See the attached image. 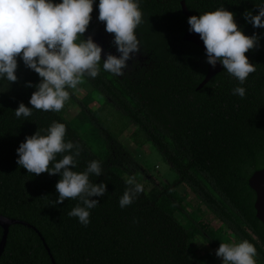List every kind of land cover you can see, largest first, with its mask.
<instances>
[{
    "label": "trees",
    "instance_id": "obj_1",
    "mask_svg": "<svg viewBox=\"0 0 264 264\" xmlns=\"http://www.w3.org/2000/svg\"><path fill=\"white\" fill-rule=\"evenodd\" d=\"M185 1L195 8L192 16L221 7L233 12L238 29L258 37L254 48L245 53L256 70L243 85L222 66L196 90L206 74L207 59L198 46L182 40L187 18L174 12L173 5L168 19L160 15L163 28L155 29L153 40L144 43L153 53V64L138 76L119 77L104 71L101 63L95 79L85 78L104 102L92 110L91 96L77 98L79 111L72 120L63 116L65 105L60 112L32 108L29 100L41 78L20 57L16 82L0 77V214L34 226L56 264H215L209 257H197L189 247L201 229L190 221L186 193L178 190L181 185L239 241L254 244L256 264H264V226L256 216L255 193L248 185L252 173L264 167V28H254L245 19L246 13L249 20L256 15L264 0ZM238 86L246 89L243 98L233 94ZM20 103L32 109L31 116H15ZM108 106L118 113L123 127H136L131 134L135 144L149 142L162 155L176 173L175 179L135 193L137 180H149V175L119 140L123 129L114 133L101 120L99 114ZM53 121L66 125L64 142H71L73 148L56 154L50 170L65 155L73 156L75 166L68 167L75 172L86 171L93 160L102 162L99 175L89 173V183L103 184L105 191L84 196L97 202L88 209L87 226L68 215L78 205L85 207L82 198L57 202L55 185L64 169L35 175L16 163V150L25 138L37 132L47 135ZM86 124L99 137V150H92L82 138L79 126ZM129 177H135L131 185L126 183ZM126 190L133 202L121 208L119 200ZM176 212L187 222H180ZM202 234L217 250L219 245ZM0 264L51 261L38 235L15 224L9 227Z\"/></svg>",
    "mask_w": 264,
    "mask_h": 264
},
{
    "label": "clouds",
    "instance_id": "obj_2",
    "mask_svg": "<svg viewBox=\"0 0 264 264\" xmlns=\"http://www.w3.org/2000/svg\"><path fill=\"white\" fill-rule=\"evenodd\" d=\"M94 0H0V77L16 82L17 58L41 78L37 90L31 94L32 108L45 112H60L71 98L66 88L76 89L84 82V77L95 79L100 73L101 47L91 37L81 40L92 19ZM234 13L217 8L202 15L190 16V31L199 34L203 41L208 60L215 66L217 60L229 75L243 85L256 68L248 60L246 52L253 49L258 37L246 36L238 29ZM245 14L254 28H264V7L256 15ZM98 20L104 22L105 31L114 34V43L121 53L119 58L109 54L103 62V70L121 76V69L131 52L138 51L140 43L135 30L143 23V12L139 0H99ZM26 86L31 87V84ZM244 87H236L233 94L245 96ZM32 109L23 103L15 109V116L29 117ZM67 127L64 123L53 121L47 135L39 132L26 137L16 150V163L28 173L39 175L45 172L55 174L64 169L62 178L55 187L59 193L57 202L65 199H83L85 207H74L68 215L77 217L87 226L90 212L97 206L96 201L84 196L102 195L103 184L89 183V173L99 175L101 161L93 160L84 172L69 170L75 166L72 155H65L50 170L49 164L56 154L73 148L71 142L65 143ZM79 155V153H76ZM135 177H129L127 184H133ZM143 185L135 184V193H142ZM133 197L128 190L119 200L124 208L132 204ZM216 255L222 257L223 264H256L257 250L248 240L238 243H220Z\"/></svg>",
    "mask_w": 264,
    "mask_h": 264
},
{
    "label": "rangeland",
    "instance_id": "obj_3",
    "mask_svg": "<svg viewBox=\"0 0 264 264\" xmlns=\"http://www.w3.org/2000/svg\"><path fill=\"white\" fill-rule=\"evenodd\" d=\"M142 50L144 53H149L151 57L149 61L143 62L141 70L151 66L155 59L153 53L148 47L144 45ZM135 63L138 64V62H134V64ZM66 90L69 91L71 96V98L65 103V110L63 112V116L67 120H72L75 114L79 111V107L76 103L77 98H83L86 97V95L91 96L92 101L90 102L89 107L92 110L96 109L104 102V97L93 89L91 83L85 77L84 82L78 85L76 89L66 88ZM99 115L104 124L107 125L112 132L118 133L123 129L119 134V140L127 146L134 156L145 166L149 175V180L143 178L137 180L139 184L143 185L145 191H149L153 185L164 184L165 182L175 179L176 173L149 142H146L144 145H137L134 143L131 134L136 127L133 124L123 127V125H121V118L118 117L119 115L116 111L112 110L111 106H108ZM79 132L92 150L96 151V149L99 150L98 148H102L101 141L98 140L99 137L93 134L89 125L86 124L79 126ZM178 190L186 193L187 198L185 201V209L188 212L190 221L201 229V232L194 235L189 242L191 251L197 257H209L212 261H215V264H223L222 257L216 255V249L208 243V239L203 236L202 233L207 234V236H209L217 245H220V243H238L240 241L221 221L213 216V214L200 202L188 187L181 185L178 187ZM175 216L180 222H187V220L179 213L176 212ZM226 238L228 240H226Z\"/></svg>",
    "mask_w": 264,
    "mask_h": 264
},
{
    "label": "flooded vegetation",
    "instance_id": "obj_4",
    "mask_svg": "<svg viewBox=\"0 0 264 264\" xmlns=\"http://www.w3.org/2000/svg\"><path fill=\"white\" fill-rule=\"evenodd\" d=\"M181 1H184L187 10L192 15L195 8L191 9L185 0H139L140 8L143 12V23L135 30L136 37L140 42L138 44V51L129 54V59L125 61V66L121 69L123 75L119 77L138 76L140 74L143 62L149 61L151 57L149 53H144L142 50L144 43L153 40L155 29L163 28L160 15L166 14V19H168L167 16L172 12V5L175 6L174 12L182 13ZM176 2H179L178 7ZM192 2L198 1L194 0ZM98 4L99 0H94L93 11L91 13L92 19L86 32L83 34V38L86 40L91 37L93 42L101 47V63L103 64L109 54L119 58L121 53L117 50V46L114 43V34L107 33L104 22L98 20ZM188 25L187 18V22H184L183 26L187 28ZM167 26H169L168 23L166 24ZM134 62H138V64H134Z\"/></svg>",
    "mask_w": 264,
    "mask_h": 264
},
{
    "label": "water",
    "instance_id": "obj_5",
    "mask_svg": "<svg viewBox=\"0 0 264 264\" xmlns=\"http://www.w3.org/2000/svg\"><path fill=\"white\" fill-rule=\"evenodd\" d=\"M181 6H182V13L184 16H186L187 18L192 16L190 12L187 10L184 1H181ZM182 40L191 42L195 44L196 46H198L203 51L206 59L208 60L203 41L200 39L199 34L190 31V25H188L186 31L182 35ZM221 69H222V64L220 63L219 60H217L215 66L207 62L206 74L204 78L200 81L198 86L196 87V90L201 89L214 75L219 73ZM248 185L255 193L254 208L256 211V216L262 222L264 226V167L252 173V175L248 178ZM15 224L31 228L38 235L40 241L42 242L43 247L50 258L51 264H56L52 257L49 247L44 241V238L41 236V234L38 232V230L34 226H32L31 224L23 220L9 218L2 214H0V228L2 229V235L0 238V256L6 244V238H7L9 227Z\"/></svg>",
    "mask_w": 264,
    "mask_h": 264
}]
</instances>
